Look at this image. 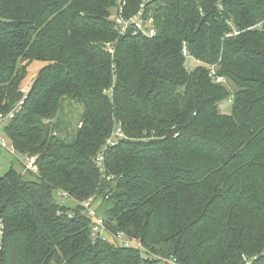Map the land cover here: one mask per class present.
<instances>
[{"label":"trees","instance_id":"obj_1","mask_svg":"<svg viewBox=\"0 0 264 264\" xmlns=\"http://www.w3.org/2000/svg\"><path fill=\"white\" fill-rule=\"evenodd\" d=\"M144 1L0 0L3 137L38 168L0 177V264H264V0H152L121 37ZM91 198L141 248L94 241Z\"/></svg>","mask_w":264,"mask_h":264},{"label":"built area","instance_id":"obj_2","mask_svg":"<svg viewBox=\"0 0 264 264\" xmlns=\"http://www.w3.org/2000/svg\"><path fill=\"white\" fill-rule=\"evenodd\" d=\"M152 0H145L141 5L139 12L130 18H125L122 13L116 14L113 16V21L115 22L116 30L118 31L121 37H125L127 35L132 36H144L152 38L156 35V29L154 26V21L151 17H145V8L147 3ZM183 54L186 57H189V53L187 48L184 47ZM211 76L214 78L215 82L218 84H226L227 81L221 77H215V70L211 69ZM231 102V101H230ZM24 104V99L20 102L18 108L12 110L8 114L0 113V146L4 149H8V143L3 137V131L5 126L10 123L15 114L19 111L20 106ZM122 138V133L118 129L112 136V138L108 141V146H113L116 142ZM13 151V148L10 147ZM104 161V154H100L97 158V163L101 167ZM25 172L38 173V168L36 166V158H27L24 163ZM63 199H69V195L64 193L61 195ZM95 198H91L88 201L82 204V207L85 209L86 215L92 220V238L94 241H113L119 245L125 247H136L141 248V244L135 240L129 239L124 233H118L116 235L109 232L105 221L97 215L96 207H95ZM2 234V225L0 224V235ZM250 264V263H247Z\"/></svg>","mask_w":264,"mask_h":264},{"label":"rangeland","instance_id":"obj_3","mask_svg":"<svg viewBox=\"0 0 264 264\" xmlns=\"http://www.w3.org/2000/svg\"><path fill=\"white\" fill-rule=\"evenodd\" d=\"M188 65L190 68H196L198 66H201V64L194 59H188L187 61ZM43 67V64L41 63H33L28 70V76L23 82V87H28V85L32 84L34 79L37 77V74L39 70ZM78 108V110H77ZM221 109L223 113L229 114L231 112V105L228 101L224 102L221 104ZM83 112L81 108L80 112V107L77 105L72 104V107H68L65 105V117L68 123H70L72 128L75 127L76 122L79 121L80 119V114ZM73 130V129H72ZM6 140V139H5ZM7 141V140H6ZM8 143V142H7ZM9 146V144H8ZM27 159L23 158L22 156L13 153L12 150H10V147L8 149H4L0 147V177L4 176L9 170L12 168L19 171L23 172V168L21 166L22 162H25ZM24 173V172H23ZM60 203L63 206L69 207V208H74L77 206V203L74 200L71 199H63L59 198ZM1 239V235H0Z\"/></svg>","mask_w":264,"mask_h":264},{"label":"water","instance_id":"obj_4","mask_svg":"<svg viewBox=\"0 0 264 264\" xmlns=\"http://www.w3.org/2000/svg\"><path fill=\"white\" fill-rule=\"evenodd\" d=\"M189 70H190V68H189Z\"/></svg>","mask_w":264,"mask_h":264}]
</instances>
